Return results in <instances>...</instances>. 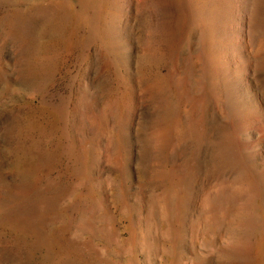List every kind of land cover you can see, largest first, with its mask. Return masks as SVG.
Returning <instances> with one entry per match:
<instances>
[{
	"label": "rangeland",
	"instance_id": "1",
	"mask_svg": "<svg viewBox=\"0 0 264 264\" xmlns=\"http://www.w3.org/2000/svg\"><path fill=\"white\" fill-rule=\"evenodd\" d=\"M0 264H264V0H0Z\"/></svg>",
	"mask_w": 264,
	"mask_h": 264
}]
</instances>
